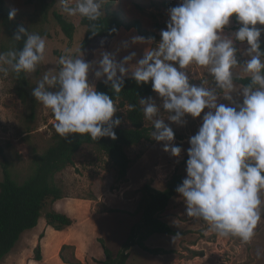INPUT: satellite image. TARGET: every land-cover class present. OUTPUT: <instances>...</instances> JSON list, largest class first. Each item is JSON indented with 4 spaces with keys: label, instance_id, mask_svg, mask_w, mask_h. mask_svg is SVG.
Here are the masks:
<instances>
[{
    "label": "clouds",
    "instance_id": "clouds-1",
    "mask_svg": "<svg viewBox=\"0 0 264 264\" xmlns=\"http://www.w3.org/2000/svg\"><path fill=\"white\" fill-rule=\"evenodd\" d=\"M110 2L60 0L69 16L92 22L100 19ZM18 11L11 9L9 19ZM167 15L166 28L160 30L155 46H151L154 37L142 35L122 42L123 49L149 45L135 63V51L122 59H117L120 49L103 51L98 61H86L81 48L76 53L66 49L58 59V71L44 74L31 94L51 110L59 136L88 134L94 141L116 140L114 128L122 120L114 115L119 110L112 96L89 83L93 64L98 65L95 78L110 85L115 94L124 89L126 78L137 85L151 82L160 104L153 96L140 97L139 104L152 122L150 137L163 142V151L180 157L185 150L174 143L175 132L161 109L177 126L188 123L186 116L201 121L188 138L186 176L175 189L183 197L186 215L203 219L219 235L250 243L264 210V27L257 26H264V0H179L167 9ZM233 16L239 27L225 32ZM24 37L22 49L0 52V74L35 72L44 59L45 38L18 25L12 38ZM237 42H246L247 47H237ZM193 64L208 69L214 87L191 80L187 69ZM237 67L248 78L247 84L237 85L241 78Z\"/></svg>",
    "mask_w": 264,
    "mask_h": 264
},
{
    "label": "rangeland",
    "instance_id": "rangeland-1",
    "mask_svg": "<svg viewBox=\"0 0 264 264\" xmlns=\"http://www.w3.org/2000/svg\"><path fill=\"white\" fill-rule=\"evenodd\" d=\"M53 1L55 2L53 10H61L60 0ZM6 2L12 9H18V13L38 14L36 6L25 0H6ZM178 3L179 0H116L112 8L127 21L139 20L144 29L154 34L155 39L151 46H155V42L160 39V30L166 28L167 9ZM64 14L76 25L73 39H69L62 31L52 13L47 19H44L41 14L37 15L38 22L34 33L45 32L47 35L42 36L46 41L44 59L38 64L35 72L29 73L33 88L44 74L58 71V59L66 49H71L73 53L79 49L85 33V27L80 22L81 16H69L65 12ZM234 30L232 24L225 28V32ZM136 35H141L137 28H122L114 38L99 39L87 51H81L83 58L86 61H98L101 58V52H116L120 49L117 59H122L123 56L135 51L137 57L132 61L135 63L143 56L144 50L149 45L134 44L128 49H123L121 45L123 41H130L131 37ZM261 39L264 40V33ZM101 41L104 42L103 45ZM237 47H247V45L237 42ZM240 59L243 60L244 57ZM97 67V64H93L88 74L89 83L94 86L102 81L94 76ZM187 71L193 82L197 84L203 82L205 87L215 86L214 78L207 68L193 64ZM235 72L237 76H244L240 67H237ZM15 85L10 71L7 76L0 74V180L3 179L1 157V151H3L11 163L13 177L22 182L31 172L34 153H42L51 143V137L55 131L53 125L56 121L51 110L41 103L37 120L31 124L34 129L27 132L29 125L25 109L14 90ZM237 85L241 86L240 83ZM151 96L156 98V103L159 105L158 95L154 92ZM220 102L227 103L224 100ZM116 106L119 111L115 113L114 118L120 117L122 120L119 126L129 125L125 110L117 104ZM161 112L165 122L169 123L175 132L174 143L185 150L180 157H173L170 153L163 151V142H157L152 138L143 140L127 149L132 159V166L128 171L127 179L122 181L118 179L116 167L108 157L93 146H83L75 158L74 165L58 174V181L65 195L75 198L74 201L77 203L75 209L83 214L85 221L83 228L90 231L89 239L96 241L93 250L101 253L96 254L99 259H106L104 247L111 249L116 255L129 236L133 224L141 220L142 211L133 212L138 208L141 198L140 188L145 182L151 181L156 188L163 189L175 172L182 174L184 178L186 176L184 160L187 157L186 150L190 146L188 138L198 131L200 118L186 116L188 123L177 126L167 120V113H164L163 109ZM146 124L153 129L151 121L146 119ZM262 200H264V193H262ZM51 207L53 205L49 204L48 208ZM112 208L123 211H111ZM185 208L183 197L177 194L170 201L162 217L173 228L188 229L191 230L190 233L180 237L156 233L146 243L151 247H162L171 251L154 255L135 245L130 249V259L127 264H264V210L251 242L244 243L238 237L222 236L210 231L203 219L187 216ZM42 220L45 219L42 218ZM34 237L37 241L39 236ZM21 240L14 248L15 254L7 256L4 264H31L30 261L32 257L34 258V250L33 254L30 253L32 241L27 240L22 243ZM63 254L68 259L74 258V246L68 245L63 250Z\"/></svg>",
    "mask_w": 264,
    "mask_h": 264
},
{
    "label": "trees",
    "instance_id": "trees-1",
    "mask_svg": "<svg viewBox=\"0 0 264 264\" xmlns=\"http://www.w3.org/2000/svg\"><path fill=\"white\" fill-rule=\"evenodd\" d=\"M25 1L34 4L38 14L44 16V19H47L52 13L62 31L69 39H73L76 25L67 19L62 5L61 10H53L55 4L53 0ZM115 1L112 0L104 6V14L101 15L98 21L92 22L81 17V25L85 27L84 37L79 46L81 51H87L99 39L114 38L122 28H137L142 36L155 37L154 34L143 28L139 20H125L120 13L112 8ZM11 9L6 0H0V52L22 49L23 39H26V37L22 38L21 41L12 38L18 25L22 24L28 28L30 33L36 31L37 13L17 12L13 19H9ZM231 20L232 28H238L239 25L235 22L234 16ZM93 23L96 25L94 29L91 27ZM113 29L115 31H112ZM93 31L96 33L93 34ZM39 34L41 36L47 35L45 32ZM261 47L264 49V43ZM10 72L16 83L14 90L25 109V116L29 125L27 132H31L34 129L31 124L37 120L41 103L36 101L31 94L33 87L29 73L16 74L11 70ZM238 77L241 78L236 82L241 85L249 82L245 76ZM95 88L97 91H103L112 96L115 104L125 110L129 125L114 128L117 135L116 140H112L110 137H101L94 141L88 134H70L65 139L54 131L49 146L42 153L35 152L32 156L31 172L22 182L13 177L10 168L11 163L5 153L1 151L3 179L0 180V264H4L5 259L14 250L23 234L34 229L42 218L49 226L60 231L66 230L74 224V219L68 214L59 212L54 207L48 208V206L49 204L54 205L55 202L66 197L64 189L58 181V174L67 167L74 165L75 158L83 146H93L97 151L108 157L116 167L118 179L123 181L127 179L128 171L132 166V159L127 149L143 140L151 139L152 127L146 124V118L139 104L140 97L153 95L151 82L137 85L134 79L126 78L124 89L119 94H115L110 85H105L102 81L97 82ZM183 178L182 174L175 172L163 189L156 188L151 181L145 182L140 188L141 198L138 208L133 212L142 211V218L133 224L129 236L116 255L113 254L111 249L104 247L106 254L104 264H127L130 249L135 245L154 255L169 253L171 250L149 246L146 243L147 240L156 233L180 237L191 232L188 229L173 228L162 217L172 198L179 194L175 189ZM111 211L123 210L112 208ZM66 247L68 245H64L62 248V260L70 264H82L64 256L63 250ZM34 259L36 261L43 259L40 244L34 248Z\"/></svg>",
    "mask_w": 264,
    "mask_h": 264
},
{
    "label": "crops",
    "instance_id": "crops-1",
    "mask_svg": "<svg viewBox=\"0 0 264 264\" xmlns=\"http://www.w3.org/2000/svg\"><path fill=\"white\" fill-rule=\"evenodd\" d=\"M74 200L75 198L66 196L53 205L59 212L66 213L74 219V224L71 227L62 231L56 230L52 226H49L45 220L41 219L34 229L26 231L23 234L22 243H25L27 240L32 241V246L30 245L31 254H33L35 246L38 244L41 245L43 259L36 261L32 257L31 264H70L64 262L61 258L64 245L74 246V258L72 257L70 259H75V261L82 264H104L103 261L105 258L99 259L96 257V254L101 253L93 250L96 241L94 242L93 239L90 240V231L83 228V225H85L83 214L80 210L75 209L77 203ZM35 235L39 236L37 241H35ZM13 251L9 256L15 254Z\"/></svg>",
    "mask_w": 264,
    "mask_h": 264
}]
</instances>
